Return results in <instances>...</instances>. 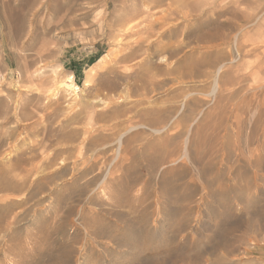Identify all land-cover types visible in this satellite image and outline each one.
Instances as JSON below:
<instances>
[{
    "label": "rangeland",
    "instance_id": "374dc122",
    "mask_svg": "<svg viewBox=\"0 0 264 264\" xmlns=\"http://www.w3.org/2000/svg\"><path fill=\"white\" fill-rule=\"evenodd\" d=\"M1 124L0 264H264V0H0Z\"/></svg>",
    "mask_w": 264,
    "mask_h": 264
},
{
    "label": "bare ground",
    "instance_id": "6f19581e",
    "mask_svg": "<svg viewBox=\"0 0 264 264\" xmlns=\"http://www.w3.org/2000/svg\"><path fill=\"white\" fill-rule=\"evenodd\" d=\"M23 2H24V4L25 5H27V4H29L30 3V0H22ZM93 1V0H92ZM10 12H11V14H13L12 13V11H13V9H11V10H9ZM10 12H8V13H10ZM10 16V15H9ZM13 16V15H12ZM11 17V16H10ZM234 62V61H233ZM222 65V64H221ZM224 66V65H223ZM223 66H219L218 67V69H217V71H221L222 70V68H223ZM243 76V75H242ZM70 83L68 84V82H67V84H68V87H74V88H76L75 87V85H74V83H73V78H72V76H70ZM73 89V88H72ZM215 90H216V88L214 89V93H215ZM5 114V117L8 119V120H10V118L11 117H13V114H12V112H11V106L9 105V106H7L6 107V109H5V111H3ZM11 115V116H10ZM3 116V115H2ZM2 125L3 124H1L0 126L2 127ZM153 129V128H152ZM160 129H156V131H159ZM162 132V131H161ZM122 134V133H121ZM12 135H13V132H12ZM189 136V135H188ZM14 138V137H13ZM195 139V138H194ZM198 140H196V142H197ZM3 144V143H2ZM193 145L195 144V140H194V142L192 143ZM0 147H1V144H0ZM260 149L261 150H264V143H263V145H261V147H260ZM217 152H218V150H217ZM216 152L215 151H213L212 153H211V155H214ZM262 153V152H261ZM263 155V157H258V159H257V164H258V166L259 165H261L262 163H263V161H264V152L262 153ZM182 156L183 157H185L187 160H189V162H191V163H194V160L196 159V161L199 163V164H202V162H200L201 160H203L204 159V157L206 158V156H207V154L206 153H199V152H193V150H192V145H191V149H189V148H187V147H184L183 148V154H182ZM26 159H30V156L29 157H25ZM172 160H169V161H167L166 159H165V161H162V162H171ZM263 165V164H262ZM216 167H217V164L216 163H214L213 161H209L208 163H206V164H202V169H200L199 171H200V174H205V173H207L208 172V170H213L214 171V169H216ZM14 168V167H13ZM190 168V167H189ZM189 168L188 167H186V166H184V165H181V167H178V168H174V169H172V170H168V171H166L165 173H164V175H163V178H162V183H161V187L163 188V189H166L167 187H169V189L171 188V189H176V186L174 185L175 183H171V181H172V179H171V176L170 175H178V176H185V175H188V173H189ZM220 172H221V170H220ZM12 170L10 169V170H2V172H1V174H0V181H2V182H4V184L6 183V184H10V185H8L9 187L10 186H13L14 188H15V184L13 183V177L14 176H12ZM216 174L218 175V172H216ZM221 175H223V174H221ZM220 177V176H219ZM6 184L4 185L5 186V188H6ZM220 187V186H219ZM218 191L220 192V190L218 189ZM9 200V199H8ZM9 203H10V205H12L13 203H14V201L12 200V199H10L9 200ZM7 210V209H6ZM7 213V212H6ZM4 216V215H3ZM143 216V215H142ZM1 218V217H0ZM4 218V217H3ZM2 221V220H1ZM147 221V220H146ZM140 222V221H139ZM147 234V240H153V236H151V234H149L148 232L146 233ZM147 250H149L148 252L150 253V254H156L158 251H159V249L156 247V248H153V249H151V248H147ZM146 250V251H147ZM156 264V263H155Z\"/></svg>",
    "mask_w": 264,
    "mask_h": 264
}]
</instances>
